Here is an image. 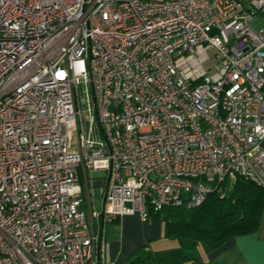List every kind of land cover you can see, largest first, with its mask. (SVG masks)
I'll list each match as a JSON object with an SVG mask.
<instances>
[{"label": "built area", "instance_id": "built-area-1", "mask_svg": "<svg viewBox=\"0 0 264 264\" xmlns=\"http://www.w3.org/2000/svg\"><path fill=\"white\" fill-rule=\"evenodd\" d=\"M260 22L264 0H0V264H96L80 171L103 223L264 187Z\"/></svg>", "mask_w": 264, "mask_h": 264}, {"label": "trees", "instance_id": "trees-1", "mask_svg": "<svg viewBox=\"0 0 264 264\" xmlns=\"http://www.w3.org/2000/svg\"><path fill=\"white\" fill-rule=\"evenodd\" d=\"M213 189L197 206H166L150 211L164 222V237L177 241L171 249L150 252L144 248L127 264H204L202 255L229 238L255 231L264 208V187L242 177L233 185Z\"/></svg>", "mask_w": 264, "mask_h": 264}, {"label": "crops", "instance_id": "crops-1", "mask_svg": "<svg viewBox=\"0 0 264 264\" xmlns=\"http://www.w3.org/2000/svg\"><path fill=\"white\" fill-rule=\"evenodd\" d=\"M79 183L82 187V208L86 205L88 211L86 190L90 191L91 187L85 184L82 171L79 172ZM95 186L88 196L93 208ZM94 210L96 211L95 208ZM87 213L97 237L96 264H127L143 248L149 251L152 241L164 233V222L160 218L150 216L148 220L141 221L136 215H126L113 222L103 223L100 217H91L89 212ZM201 257L204 264H264V208L255 231L235 235L219 248Z\"/></svg>", "mask_w": 264, "mask_h": 264}, {"label": "rangeland", "instance_id": "rangeland-1", "mask_svg": "<svg viewBox=\"0 0 264 264\" xmlns=\"http://www.w3.org/2000/svg\"><path fill=\"white\" fill-rule=\"evenodd\" d=\"M264 26V22H260L258 23L256 26H254V28L256 30H258L260 27ZM79 92H80V96L84 95V86H82V84H79ZM87 106H85L84 104L82 105L83 109H86ZM83 128L85 131H87L89 129V123H88V113L87 111L83 110ZM101 176L106 177V172L105 171H100V170H96L90 173V177L93 179L99 178ZM83 183V180L82 182ZM93 197V196H92ZM101 195L99 192V187L95 186L94 187V208L96 209V212H98L99 210H101ZM92 205V203H91ZM84 212L87 211V207L86 205L83 207ZM86 215H88V213L86 212ZM177 245V241L176 240H172V239H168L166 237H164V234L162 233L161 236L157 237L155 240L152 241V244L150 247L151 252H156V251H160V250H165V249H171L176 247ZM134 257V256H133ZM132 257V258H133Z\"/></svg>", "mask_w": 264, "mask_h": 264}]
</instances>
